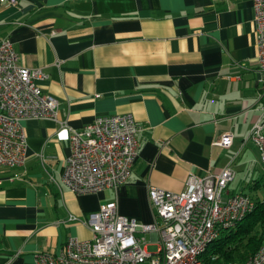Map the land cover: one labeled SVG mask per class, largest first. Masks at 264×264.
Segmentation results:
<instances>
[{
  "label": "crops",
  "instance_id": "0c3cea01",
  "mask_svg": "<svg viewBox=\"0 0 264 264\" xmlns=\"http://www.w3.org/2000/svg\"><path fill=\"white\" fill-rule=\"evenodd\" d=\"M5 39L23 66L48 75L39 85L59 102V122L24 121L25 164L0 168V264H37L70 238L91 240L82 221L110 202L154 224L151 187L181 193L191 175L263 169L248 140L264 106L254 0L0 2ZM113 115L141 127L132 176L118 190L77 196L63 183L70 130ZM226 135L231 146H217Z\"/></svg>",
  "mask_w": 264,
  "mask_h": 264
},
{
  "label": "built area",
  "instance_id": "2783aa9c",
  "mask_svg": "<svg viewBox=\"0 0 264 264\" xmlns=\"http://www.w3.org/2000/svg\"><path fill=\"white\" fill-rule=\"evenodd\" d=\"M17 6L18 0H0ZM257 31L258 72L264 76V0H254ZM48 75L20 63L9 39L0 43V168L25 164L28 140L23 127L26 120L59 122V102L44 93L39 81ZM260 81H264L262 78ZM61 123V122H60ZM67 128L65 123H61ZM140 125L131 115L97 118L82 130H70L71 155L66 161L63 183L77 196L118 190L132 176L139 156L137 135ZM258 149L264 166V106L249 136ZM226 135L217 146L230 147ZM236 172L231 165L220 173L204 177L191 175L181 193L150 188L155 215L152 225L121 216L116 202L91 213L86 224L91 240L68 239L60 254L41 253L37 264H207L203 255L221 235L234 228L256 208V201L243 193L229 192ZM72 222H81L71 217ZM157 245L156 254L148 252L145 238ZM212 256V260H216ZM235 264H264L262 246L245 261Z\"/></svg>",
  "mask_w": 264,
  "mask_h": 264
},
{
  "label": "trees",
  "instance_id": "16d2710c",
  "mask_svg": "<svg viewBox=\"0 0 264 264\" xmlns=\"http://www.w3.org/2000/svg\"><path fill=\"white\" fill-rule=\"evenodd\" d=\"M263 186L264 181L258 180L252 186ZM250 196L249 194H246ZM256 208L234 228L224 230L220 237L203 255L207 264H235L245 261L260 249L264 241V200L256 199ZM216 256V260H212Z\"/></svg>",
  "mask_w": 264,
  "mask_h": 264
},
{
  "label": "rangeland",
  "instance_id": "374dc122",
  "mask_svg": "<svg viewBox=\"0 0 264 264\" xmlns=\"http://www.w3.org/2000/svg\"><path fill=\"white\" fill-rule=\"evenodd\" d=\"M256 164H253V166L250 168L249 171L245 172H237L236 179L234 180L233 183H231L230 189L232 191H241L242 188L244 187L247 191L248 194H250L254 199H261L264 200V185L261 186L259 189L256 191H253L250 187L254 185V180H263L264 181V166L263 169L259 172V170L262 168H258V171L255 170ZM260 166H262L260 164ZM259 166V167H260ZM247 181L244 183V180ZM245 184V185H243ZM253 191V192H252ZM138 236L145 238L147 244H148V252L151 254H156L159 251V247L157 245L151 244V239L149 235H144V234H139ZM251 255V254H250ZM248 255V256H250Z\"/></svg>",
  "mask_w": 264,
  "mask_h": 264
}]
</instances>
